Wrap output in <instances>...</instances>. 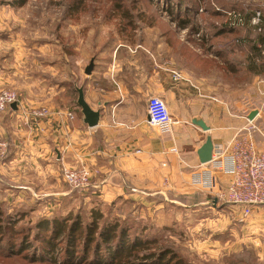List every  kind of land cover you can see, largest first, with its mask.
Wrapping results in <instances>:
<instances>
[{"label":"rangeland","instance_id":"obj_1","mask_svg":"<svg viewBox=\"0 0 264 264\" xmlns=\"http://www.w3.org/2000/svg\"><path fill=\"white\" fill-rule=\"evenodd\" d=\"M195 1L200 6L191 16L190 26L179 29L172 19L176 15L175 8L173 13L169 12L163 0H0V69L15 81L0 90L16 91L17 106L23 108L26 106L21 105L20 94L27 85L32 87L33 82H40L42 95L38 98L47 100L50 65L56 59H65L70 43L78 42L91 53L99 36L108 41L121 27L150 25L169 31L166 36L170 57L175 60L180 40L189 41L192 54L189 60L201 65L220 64L218 61H224V57L218 52L232 51L234 100L243 101L247 93L254 91L256 75H260V109H263L260 150H264V71L256 74L245 67L247 55H254L252 44L258 33L264 32V20L254 22L255 12L264 0ZM228 10L234 11V15L229 17ZM226 24L236 31L229 32L230 28L219 32ZM192 26L197 32H193ZM156 37L161 36L145 34L143 43L153 41V58L160 61L161 50L159 42L155 43L159 40ZM213 42L216 43L214 48ZM205 53L210 57L203 58ZM261 54L264 55V46ZM80 56V53L75 54L76 59L71 64L77 75L80 66L76 61ZM226 66L229 67V57ZM12 104L10 111L15 110ZM41 107L44 106L32 108ZM26 117L30 123L45 118L30 114ZM243 135H248V130L240 131L236 137ZM10 151L0 148V264H66L63 248L69 226L81 220V228L75 236H82L78 241L82 250L87 225L94 220L97 211L103 212L99 228L105 223L118 222L127 228L130 239L136 236L157 238L158 245L172 248L186 264H260V243L255 240L260 237L258 209L264 205L254 206L251 215L245 216L238 206L228 203L224 195V200L219 199L190 182L189 186L177 187L170 174L157 176V167L153 169L154 177L149 185L144 187L141 182L131 185L129 181L121 192H115L106 201L99 192L104 182L100 180L98 167H69L90 171L89 185L83 188H73L65 180L63 174L67 167H64L61 180L52 187L44 185L42 180L20 177L11 168H4L3 163H9ZM2 168L8 170L2 174ZM81 195L88 198L84 200ZM62 218H68L66 232L55 241L59 246L55 255L52 257V251L49 252L52 260H45L46 248H52L48 242L55 240L51 230L53 220Z\"/></svg>","mask_w":264,"mask_h":264},{"label":"crops","instance_id":"obj_2","mask_svg":"<svg viewBox=\"0 0 264 264\" xmlns=\"http://www.w3.org/2000/svg\"><path fill=\"white\" fill-rule=\"evenodd\" d=\"M228 11L229 17L234 15V11ZM149 33L161 36L156 37L159 40L155 42H159L160 61L153 58V41L143 43V35ZM167 34L169 31L150 25H128L117 30L112 40L95 38L91 53L78 42L70 43L65 59H56L50 65L48 101L38 98L42 95L41 84L32 81V87L27 85L20 94L21 105L26 107L0 114V148L5 152L11 150L7 155L9 163H3L4 168L54 187L57 180H61L64 167L95 166L101 170L100 180L104 182L99 190L101 198L107 201L129 181L131 185L137 182L144 187L149 185L154 177L153 169L157 167L156 175L170 174L177 187L189 186L190 182L201 191L224 200L222 195L233 176L224 171L225 159L216 158L218 154L243 130L244 133L248 130L259 149L263 145H260V117L263 116L260 75H256L254 91L247 93L243 101L234 100L232 51L218 52L224 57V61H218L220 64L201 65L189 60L192 55L189 41L180 40L175 60L170 57ZM254 43L264 46L257 40ZM211 45L214 48L216 43ZM77 53L81 55L76 61L80 66L79 79V74L71 67ZM202 56L210 57L207 53ZM92 59L95 67L92 74L87 75L85 67ZM254 59L260 62L259 56ZM2 71L4 69H0V88L15 82L13 76ZM175 73L180 74L178 80ZM76 86L84 87L88 104L101 112L95 127L83 120ZM151 96L163 98L170 109L174 123L167 131L156 129L151 122L148 112ZM42 105L41 108H48V115L38 122V119L28 122L26 116L37 109L32 107ZM253 110L258 114L251 120L249 114ZM195 119L203 120L209 129L195 124ZM209 136L215 146L216 159L202 164L198 150ZM219 162L223 166H218ZM8 169L2 168L1 173ZM207 176H212L215 182L210 188L197 182ZM258 210L260 237L255 241L260 243V264H264V207Z\"/></svg>","mask_w":264,"mask_h":264},{"label":"trees","instance_id":"obj_3","mask_svg":"<svg viewBox=\"0 0 264 264\" xmlns=\"http://www.w3.org/2000/svg\"><path fill=\"white\" fill-rule=\"evenodd\" d=\"M163 1L166 2V9L169 12L173 13V9L175 8L176 15L172 19L177 22L179 29L190 26L192 22L191 16L196 14L195 8L200 6L198 1L195 0L194 2L176 0V6L171 4L173 0ZM230 28L229 32L236 31V29L232 30V27L226 24L219 32L228 31ZM192 30L193 32H197L198 29L192 26ZM255 40L259 41V43H264V32L258 33ZM252 45H254L252 47L254 55H247L245 67L251 72L260 74L261 71H264V55L261 54L262 47L257 43H253ZM67 48L69 49V47ZM256 56L261 58V62H257L254 59ZM80 197L84 199V196L81 195ZM96 213V217L93 218L94 220L87 225L88 232L85 234L82 250L79 249L80 245H78L79 238L82 236H75L76 232L81 228V220L77 219L69 226V233L66 236L67 243L65 248H63L66 264H186L185 260L172 248L158 245L159 240L157 238L141 239L136 236L130 239L127 228L122 227L118 222L112 224L105 223L102 228H99V220L102 218L103 212L97 211ZM67 222L68 218L53 220L51 230L55 234L53 236L55 240L48 242V245L52 248H46L47 253L45 251L43 255L45 260H52L50 256L52 255L53 257L55 255V251L59 247L55 241H59L58 239L66 232ZM97 230H99L98 235ZM50 251H52L51 255ZM79 252H82V254L79 255ZM68 260L73 262L69 263Z\"/></svg>","mask_w":264,"mask_h":264},{"label":"built area","instance_id":"obj_4","mask_svg":"<svg viewBox=\"0 0 264 264\" xmlns=\"http://www.w3.org/2000/svg\"><path fill=\"white\" fill-rule=\"evenodd\" d=\"M255 13L254 22L261 23L264 20V3ZM174 76L176 80L180 78L178 73ZM14 102L19 103L16 91L0 90V114L10 109ZM148 112L152 124L161 131H167L172 127L174 121L170 109L160 96H151L148 99ZM48 113L47 108H42L32 110L30 115L46 117ZM214 156L212 161L216 158L225 159L223 169L233 176L224 194L228 203L238 206L245 216L251 215L254 206L264 205V150L257 147L255 139L249 132L248 135L235 137L224 151L216 158ZM219 163L218 166H223L221 162ZM63 176L73 188H83L89 185L91 174L88 169L80 171L66 168ZM197 182L208 188L215 183L212 176H207L205 180L198 179Z\"/></svg>","mask_w":264,"mask_h":264},{"label":"water","instance_id":"obj_5","mask_svg":"<svg viewBox=\"0 0 264 264\" xmlns=\"http://www.w3.org/2000/svg\"><path fill=\"white\" fill-rule=\"evenodd\" d=\"M95 67V61L92 59L89 64L85 67V73L87 75H91ZM76 90L78 92V99L77 104L81 108L82 114L84 116L83 120L84 122L90 126L95 127L99 124L101 112L100 110H94L86 101L85 94H84V87L83 86H76ZM12 107L14 109H17V103L14 102L12 104ZM258 114L257 110H253L249 114V119L253 120L256 115ZM195 124L202 127L204 130H208L209 127L206 125V123L203 120L195 119L193 121ZM215 146L212 141V138L209 136L206 140V142L200 147L198 150V156L200 159V162L202 164H207L212 161L213 155H214Z\"/></svg>","mask_w":264,"mask_h":264}]
</instances>
